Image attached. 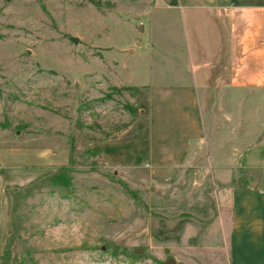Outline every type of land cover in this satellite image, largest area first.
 Listing matches in <instances>:
<instances>
[{"label": "rangeland", "instance_id": "obj_1", "mask_svg": "<svg viewBox=\"0 0 264 264\" xmlns=\"http://www.w3.org/2000/svg\"><path fill=\"white\" fill-rule=\"evenodd\" d=\"M189 27L174 0H0V145L72 170L70 187L21 190L17 264H228L201 218L228 210L219 185L192 196L191 172L110 156L149 130V88H126L176 76L168 54L191 46Z\"/></svg>", "mask_w": 264, "mask_h": 264}, {"label": "crops", "instance_id": "obj_2", "mask_svg": "<svg viewBox=\"0 0 264 264\" xmlns=\"http://www.w3.org/2000/svg\"><path fill=\"white\" fill-rule=\"evenodd\" d=\"M174 3L192 25L191 46L168 54L181 70L149 85H129L149 88V135L116 144L110 156L126 164L144 157L153 171L172 178L191 172L192 196L199 189L209 197L210 182L219 185L230 199L227 225L226 208L201 215L215 228V247L226 248L228 264H264V0ZM59 165L52 151L0 145V256L13 232L11 192ZM204 207L214 208L208 200ZM14 248L10 264H17Z\"/></svg>", "mask_w": 264, "mask_h": 264}, {"label": "trees", "instance_id": "obj_3", "mask_svg": "<svg viewBox=\"0 0 264 264\" xmlns=\"http://www.w3.org/2000/svg\"><path fill=\"white\" fill-rule=\"evenodd\" d=\"M126 89L133 90V89H138V87L128 86V88H126ZM146 108L147 109H145V111L149 112V105ZM148 135H149V130L146 134H144L142 136H136L132 139L133 140L145 139L148 137ZM69 162H70V158H69ZM71 173H72V170L69 166H61V167L57 168V170L52 175H50V176L44 178L43 180L31 185L30 187H27L25 189V191H29L32 186H37L38 184H48V185H51L53 187H56V186L70 187L71 182H72V174ZM239 181L241 182L242 179H240ZM240 182L237 184L240 185ZM11 193H12L13 200H14V206H13V213H14L16 201L20 198V196L22 195L23 192L21 190H13ZM14 240H15V235L13 232L9 236V238L7 239L3 255L0 256L1 264H10L11 259H12V247H13Z\"/></svg>", "mask_w": 264, "mask_h": 264}, {"label": "water", "instance_id": "obj_4", "mask_svg": "<svg viewBox=\"0 0 264 264\" xmlns=\"http://www.w3.org/2000/svg\"><path fill=\"white\" fill-rule=\"evenodd\" d=\"M75 42H76V40H75ZM174 262H175V261H174V260H172V259H171V260H169V264H174Z\"/></svg>", "mask_w": 264, "mask_h": 264}]
</instances>
